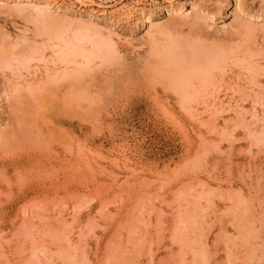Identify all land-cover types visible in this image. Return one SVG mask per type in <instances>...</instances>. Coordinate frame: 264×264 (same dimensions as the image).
Returning a JSON list of instances; mask_svg holds the SVG:
<instances>
[{
    "label": "rangeland",
    "instance_id": "obj_1",
    "mask_svg": "<svg viewBox=\"0 0 264 264\" xmlns=\"http://www.w3.org/2000/svg\"><path fill=\"white\" fill-rule=\"evenodd\" d=\"M0 50V264H264V0H0Z\"/></svg>",
    "mask_w": 264,
    "mask_h": 264
},
{
    "label": "bare ground",
    "instance_id": "obj_2",
    "mask_svg": "<svg viewBox=\"0 0 264 264\" xmlns=\"http://www.w3.org/2000/svg\"><path fill=\"white\" fill-rule=\"evenodd\" d=\"M42 2V1H41ZM45 4H47V3H45ZM50 5V4H49ZM44 6V5H43ZM37 7V6H36ZM38 8V7H37ZM49 9L50 7H48V6H44L43 7V9ZM39 10V9H38ZM38 10H37V12H38ZM42 10V9H41ZM47 11V10H46ZM43 12H45L44 10H43ZM44 14V13H43ZM46 15V14H45ZM87 16V15H86ZM40 19V18H39ZM84 19V18H83ZM91 19V18H90ZM49 23V22H48ZM54 23V22H53ZM88 23V22H87ZM55 24V23H54ZM86 24V23H85ZM48 25V24H47ZM93 26V25H92ZM37 27V26H36ZM46 27V26H45ZM51 27V26H50ZM53 27V26H52ZM42 28V27H41ZM40 28V29H41ZM47 28H49V26L47 27ZM61 28V27H60ZM45 29V28H44ZM85 29V28H84ZM39 30V29H38ZM47 31H48V29H47ZM46 31V32H47ZM51 31H52V29H51ZM53 32V31H52ZM41 33V32H40ZM44 33V32H43ZM59 34V33H58ZM44 35H46V34H44ZM50 36V35H49ZM61 36V35H60ZM60 36H58V37H60ZM48 37V36H47ZM56 37V36H55ZM58 37L56 38V39H58ZM91 37V36H90ZM54 38V37H53ZM81 38H84V37H81ZM60 39V38H59ZM75 39V38H74ZM90 40V39H89ZM168 40V39H167ZM65 41V40H64ZM175 41V40H174ZM95 42V41H94ZM164 42V41H163ZM190 43V42H189ZM189 43H187V45H190L189 46V48L191 47V49H192V45L191 44H189ZM69 44H71V43H69ZM203 44V43H202ZM42 45H43V43H42ZM63 45H64V42H63ZM182 45H184V44H182ZM194 45V44H193ZM198 45V44H197ZM178 46H179V41L178 42H173L172 44H170V45H168L167 47V49H165V54H163V55H165V57H164V59H166V61L170 64V62H171V64L170 65H173L172 64V62H176V64H177V66L178 65H180V66H182V69H181V67H180V71L178 72V73H176L175 75H174V80L176 81L175 83H177L178 85H185V83L190 79V78H192L193 76H195L196 74L198 75L199 73H202V74H204L205 72H207L208 70H210V68L211 67H213L214 65H215V62H217L218 60L217 59H219V56L217 57V59L216 58H214V56L212 57V55L213 54H215L214 52H213V54H210V53H208V52H212L211 50L210 51H207V52H205L206 50H204V48H203V50L202 49H200L199 47L201 46H199V47H196V52H197V54H198V56H196L195 58H192L194 61L193 62H191L190 63V66H187L186 68H185V66L183 67V64L185 65V62L184 63H181V61H179L180 59H178V58H180L179 57V53L181 52V51H179V53H177L176 52V49L175 48H178ZM79 47V46H78ZM180 47V46H179ZM61 48H64V47H61ZM96 48V47H95ZM80 49V48H79ZM191 49L189 50L190 51V53H191ZM221 49V48H220ZM72 50H73V48H72ZM209 50V49H208ZM1 51V50H0ZM83 51H85V50H83ZM67 52V51H66ZM59 53H60V51H59ZM67 53H69V51L67 52ZM74 53H76V52H74ZM181 53H183V51L181 52ZM195 53V52H194ZM1 54H2V52H1ZM0 54V59L1 58H3V55H5L4 54V52H3V55H1ZM57 54V53H56ZM86 54V53H85ZM106 54V53H105ZM104 54V55H105ZM186 54H188V53H186ZM209 54L211 55L210 57H208L209 56ZM12 55V54H11ZM10 55V56H11ZM2 56V57H1ZM65 56V55H64ZM90 56V55H89ZM101 56V55H100ZM222 56V55H221ZM5 57V56H4ZM6 57L8 58V56L6 55ZM6 57H5V59H6ZM63 57V56H62ZM71 57V56H70ZM102 57V56H101ZM112 57V56H111ZM100 58V57H99ZM186 59L188 58V57H185ZM190 58V57H189ZM4 59V58H3ZM4 59V60H5ZM59 59V58H58ZM64 59H65V57H64ZM105 59V58H104ZM160 59V58H159ZM183 59V58H182ZM62 60H63V58H62ZM190 60V59H189ZM188 60V61H189ZM1 62V61H0ZM7 62V61H6ZM22 62V61H21ZM25 62V61H24ZM23 62V63H24ZM60 62V61H59ZM220 62H222L221 60H220ZM5 63V62H4ZM164 63V62H163ZM27 64V63H26ZM182 64V65H181ZM80 65V64H79ZM113 65V64H112ZM187 65V64H186ZM9 66V65H8ZM114 66V65H113ZM23 68V67H22ZM81 67H79V69H80ZM85 68V67H84ZM83 68V69H84ZM215 69V68H214ZM170 70V69H169ZM168 70V71H169ZM157 71V70H156ZM80 73V72H79ZM171 73V72H170ZM175 73V72H174ZM209 73V72H208ZM75 74V73H74ZM172 75H173V72L171 73ZM170 74V75H171ZM83 75V74H82ZM167 75V74H166ZM171 75V76H172ZM68 76V75H67ZM70 76V75H69ZM168 77V76H167ZM173 77V76H172ZM80 78V77H79ZM83 78V77H82ZM172 79V78H171ZM200 79V78H199ZM201 80V79H200ZM171 81H173V79L172 80H170V82ZM166 82H168V80L166 81ZM77 83V82H76ZM174 83V82H173ZM189 83V82H188ZM170 84V83H169ZM187 86H189V84H187ZM187 86H185V87H187ZM30 92V91H29ZM195 95V94H194Z\"/></svg>",
    "mask_w": 264,
    "mask_h": 264
}]
</instances>
